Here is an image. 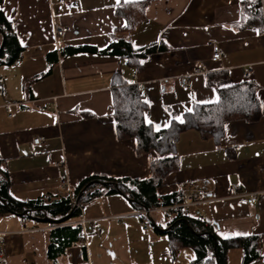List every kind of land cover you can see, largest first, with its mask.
<instances>
[{"label":"crops","instance_id":"0c3cea01","mask_svg":"<svg viewBox=\"0 0 264 264\" xmlns=\"http://www.w3.org/2000/svg\"><path fill=\"white\" fill-rule=\"evenodd\" d=\"M134 1L141 0L1 1L23 47L15 62L0 65V157L13 198L53 201L65 195L77 203L75 192L87 178L152 175L156 155H140L136 139L118 137L115 74L139 84L149 103L146 120L159 130L183 121L195 103L218 100L219 87L245 80L257 84L264 114V27L246 24L244 0H147L145 19L131 31L122 29L126 21L117 5ZM58 25L63 32H56ZM116 40L158 48L140 57L137 70L117 54L99 52ZM214 44L223 54L218 62L211 59ZM73 47L93 50L69 52ZM225 131L219 143L196 130L184 132L176 145L179 168L167 176L160 193H205L207 201L190 214L204 211L222 238L261 235L264 254V117L230 121ZM35 138L41 142L35 144ZM93 185V191L104 190L105 184ZM242 194L258 199L243 203ZM78 206L82 214L71 221L96 220L86 228L92 238L69 248L60 264H80L86 257L89 264H106L109 240L116 239L125 256L122 264H148L149 253L159 264H172L166 237L141 224L162 223L157 214L163 211H149L148 220L143 217L148 212L138 211L124 195L104 191ZM96 226L102 230L94 236ZM52 227L31 216L1 215L7 264H50L46 247ZM231 251L228 264L234 262L231 253L234 263L242 264V250Z\"/></svg>","mask_w":264,"mask_h":264},{"label":"trees","instance_id":"16d2710c","mask_svg":"<svg viewBox=\"0 0 264 264\" xmlns=\"http://www.w3.org/2000/svg\"><path fill=\"white\" fill-rule=\"evenodd\" d=\"M2 0H0L1 3ZM250 1L244 0V10L248 16V24L264 27V16L259 8L254 10L248 7ZM148 1L122 2L117 5V14L125 19L126 25L122 29L133 30L144 19ZM1 9V8H0ZM0 36L4 40V48L0 53V65L12 64L21 56L23 47L19 42L10 21L0 10ZM157 44H149L134 48L130 43L116 40L106 49L99 50L104 54H117L139 70L140 57L156 51ZM93 50V48L73 47L69 52ZM48 73V72H47ZM46 75L43 74L42 76ZM40 76V77H42ZM39 78V77H38ZM37 78V79H38ZM116 87L113 90L114 118L120 139H136L138 154H155L151 161L152 175L143 178H108L103 181L104 190L94 189L96 185L87 188L80 196L81 191L93 178H87L78 186L75 197L80 201L91 199L101 192L107 194L120 193L129 199L138 211H146L144 218L149 220L150 213L161 204H171L179 193L162 195L167 176L179 168V157L176 155V145L181 135L188 130H196L203 139H213L219 143L225 135V125L230 121L247 120L256 122L264 117L262 104L257 96V84L251 80L232 83L218 88L219 99L210 103H195L193 109L184 115L183 122L173 120L170 126L157 130L153 124L147 122L145 113L149 103L144 99L141 87L136 83H127L115 74ZM210 83L214 81L210 79ZM11 180L8 171L3 166L0 157V216L7 213L19 215L25 209L31 210V218L52 225L48 231L46 247L50 264H60L59 257L65 255L67 250L86 241L83 226L71 220L80 218L82 209L76 206L68 196L63 195L53 201L44 198L21 201L10 194ZM5 199L4 203L1 199ZM167 220L152 225L154 230L164 235L169 241V252L175 259L179 252L185 248L195 253L190 264H228L229 252L240 249L243 252L242 264L264 259L262 253V236L251 234L246 236L220 237L213 225H206L199 216L190 214L183 216L179 213L165 214ZM30 215H25L28 217ZM85 254H87L85 248ZM87 260L80 264H89Z\"/></svg>","mask_w":264,"mask_h":264},{"label":"built area","instance_id":"2783aa9c","mask_svg":"<svg viewBox=\"0 0 264 264\" xmlns=\"http://www.w3.org/2000/svg\"><path fill=\"white\" fill-rule=\"evenodd\" d=\"M248 7L253 8L254 10L257 9H261L263 12V16H264V0H258V1H250L248 4ZM64 28L63 26H57L56 28V32L60 33L63 32ZM222 50L221 47L218 44H214L213 45V52H212V61L218 62L221 60L222 58ZM21 60H17L16 63L18 65H21ZM251 69H247L246 70V75H250L251 74ZM182 83L186 84L187 83V77H184L182 79ZM41 142V138H35L34 139V143L35 144H39ZM66 181L64 182V185L67 186V184H65ZM258 199V196L256 194H253L251 196H247L245 194L240 195V200L243 203H254L256 202ZM207 201L206 198V194L203 192H198V193H185L182 195H178L174 201L171 204L168 205H163L161 204L157 209L163 212H166L167 214H172V213H179L183 216H189L190 215V210L192 208H198L200 207L203 203H205ZM198 216L199 218L206 224L209 226H212V222H210L209 220L206 219L205 217V213L202 210H198ZM96 220H89L85 217H82L79 221L77 222H73V223H79L83 226L84 230H85V234L87 235V225L89 223L95 222ZM142 226L145 229L150 228V223L147 221H142L141 222ZM102 228L100 226H96V228L94 229L92 235L96 236L101 232ZM3 234L4 232L0 231V264H7V254L4 248V239H3ZM86 240V239H85Z\"/></svg>","mask_w":264,"mask_h":264},{"label":"rangeland","instance_id":"374dc122","mask_svg":"<svg viewBox=\"0 0 264 264\" xmlns=\"http://www.w3.org/2000/svg\"><path fill=\"white\" fill-rule=\"evenodd\" d=\"M166 212L157 214L159 215L162 219L161 221L164 222L165 220H167L168 216L165 215ZM119 232V231H118ZM154 232V230H152V233ZM88 237V240L91 239L92 237L90 236V232L88 230V234L86 235V238ZM117 240V239H116ZM114 242V240H109L108 246H107V250H108V258L105 257L106 259V264H122V262L120 261L121 259H125V256H123V254H121V251H119V241ZM165 240L167 241V247H168V239L165 238ZM106 244V242H105ZM117 244V246H116ZM169 251V250H168ZM232 252V251H231ZM169 256L171 258V263L172 264H190L191 259L194 257L195 253L192 249L189 248H185L183 250H181V252H179V254L177 255V257L175 259H172L171 257V253L169 252ZM104 259V261H105ZM155 260H156V256H155ZM96 261V260H95ZM145 261H148L150 263L148 264H159L157 261H153V258L151 257V254L149 253L148 258L145 259ZM230 261H234L236 262L237 259L235 257L232 256V253L230 255ZM98 262V261H97ZM233 262V264H235ZM98 264H101L100 262H98Z\"/></svg>","mask_w":264,"mask_h":264},{"label":"water","instance_id":"95a60500","mask_svg":"<svg viewBox=\"0 0 264 264\" xmlns=\"http://www.w3.org/2000/svg\"><path fill=\"white\" fill-rule=\"evenodd\" d=\"M3 48H4V40H3V43H2V45H1V47H0V53H1V51L3 50ZM96 183H101V184H107L108 182H103V181H101V180H93V181H91L86 187H85V189H84V191L88 188V187H90L92 184H96ZM4 203H6V200L5 199H1ZM79 200H80V197L77 199V203H76V206H78V203H79ZM25 215H32L31 214V210L30 209H25L23 212H21V213H19V216H25ZM151 221L153 222V224L155 225V222L153 221V219H151Z\"/></svg>","mask_w":264,"mask_h":264},{"label":"snow or ice","instance_id":"6c2138e0","mask_svg":"<svg viewBox=\"0 0 264 264\" xmlns=\"http://www.w3.org/2000/svg\"><path fill=\"white\" fill-rule=\"evenodd\" d=\"M0 10H2V9H0ZM9 19H11V17H9ZM189 111H191V109H189ZM181 122H183V121H181ZM149 123H151V121H149ZM157 130H159V125H157Z\"/></svg>","mask_w":264,"mask_h":264}]
</instances>
